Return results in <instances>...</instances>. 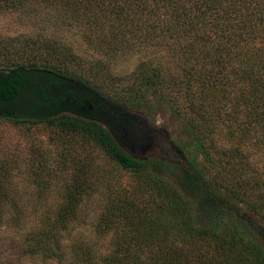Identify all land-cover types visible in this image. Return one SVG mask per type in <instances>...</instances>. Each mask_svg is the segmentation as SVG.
Here are the masks:
<instances>
[{
  "label": "trees",
  "instance_id": "trees-1",
  "mask_svg": "<svg viewBox=\"0 0 264 264\" xmlns=\"http://www.w3.org/2000/svg\"><path fill=\"white\" fill-rule=\"evenodd\" d=\"M39 10L85 43L141 60L120 90L114 64H84L64 45H30L0 70V120L44 126L65 151L58 173L41 153L31 161V205L11 195L13 169L1 162L0 217L20 242L0 243V264H264V0H0V14ZM150 48L167 49L179 75L169 81L142 57ZM26 91L39 111L17 105ZM151 91L181 122L195 181L247 221L230 210L198 224V206L155 161L123 149L118 132L139 131L119 102L139 107Z\"/></svg>",
  "mask_w": 264,
  "mask_h": 264
},
{
  "label": "rangeland",
  "instance_id": "rangeland-1",
  "mask_svg": "<svg viewBox=\"0 0 264 264\" xmlns=\"http://www.w3.org/2000/svg\"><path fill=\"white\" fill-rule=\"evenodd\" d=\"M67 29L62 24H57L56 18L47 15L43 10L36 13L18 11L0 14V70H7V65L12 62L16 63L25 57L21 54V49L28 48L30 45L35 44L32 47L39 49L47 46L58 45L62 47L64 45L75 50V55L82 59L84 64H91L98 60H104L106 65L110 64V67L114 64L115 72L113 71V73L117 77L115 81L118 85L117 90L129 86V82L138 68L139 54L128 58L121 56L120 53H106L107 47L105 44L97 48L98 43H94L96 46L93 43H85L77 33L74 35L72 31H67ZM46 38H48V41L58 39L60 43H43L47 41ZM18 41L21 42L18 43ZM17 50L20 54L15 52ZM30 50L33 49L30 47ZM142 57H147V59L154 61L153 63L165 68L164 72L169 81H171L172 75L177 76L180 73L171 53L165 48H150ZM152 93L153 91H151L149 97L147 95L141 100L142 105L139 107L133 106L132 100L119 102L121 107L125 108V111L136 116L135 124L141 129L146 128L150 136L149 141L142 143L138 137L129 135L130 137L125 138V132L119 131L118 136L123 149L141 159L150 162L155 161L152 165L155 170L166 177L185 197L194 201L198 206L195 213V220L198 224L213 226L222 217L228 216L230 210L238 217L245 216L244 212H238L234 207L237 205L236 201L230 202L226 198L219 201L216 197L206 193L205 187L195 181L198 172L193 169L190 160L186 158L177 144V141L178 143L181 141V137H184L183 141L187 140V137L182 133L181 122L169 107L159 106ZM128 96H131V94L126 95V97ZM39 103L38 96L32 91H26L21 100L17 102V105L22 110L37 112L39 111ZM129 139L139 143L135 150L130 146L131 141ZM61 150L63 148L59 145L58 140L44 126H17L0 120V164L4 161L8 164V167L13 169L11 195L16 201H26L27 205L38 201L37 186L28 179V171L33 167L31 161L39 159L38 153H41L49 160V166L58 173L61 166L56 165L55 159L59 160L61 154L65 152ZM99 157L100 160L104 158ZM204 164L205 162L201 160L200 166ZM203 171H207V168H203ZM101 202L100 196L91 198L89 206L92 209L83 227L90 226L93 217H95V207H98ZM217 203H222L223 206L221 204L216 205ZM8 205L13 207L12 202H9ZM4 213L7 217V211H4ZM247 215L249 216V214ZM244 216L242 217L244 218ZM244 220L247 221L245 218ZM4 221H6L5 217H0V243L4 242L8 247L16 250L20 241L14 237V234L5 232V227L2 225Z\"/></svg>",
  "mask_w": 264,
  "mask_h": 264
},
{
  "label": "flooded vegetation",
  "instance_id": "flooded-vegetation-1",
  "mask_svg": "<svg viewBox=\"0 0 264 264\" xmlns=\"http://www.w3.org/2000/svg\"><path fill=\"white\" fill-rule=\"evenodd\" d=\"M130 117L133 120V128L132 129H129V130L132 132L134 130V128L136 127L139 132H138V135H134V136L135 137H138L139 141L142 142V143L149 141V139H150V136L148 134L149 131H147L146 128L145 129L144 128L141 129V128H139V126H137L135 124L136 123V120H137V118H136L135 115L130 114ZM127 130H128V128L124 127L123 131L125 132V138H128L130 136L132 137L133 135L131 133H128ZM129 140L131 141L130 146H132L134 148V150H135V147H138L139 146V143H137V141L134 142L131 139H129Z\"/></svg>",
  "mask_w": 264,
  "mask_h": 264
}]
</instances>
